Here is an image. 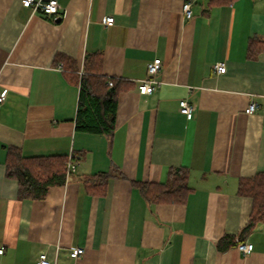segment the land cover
Here are the masks:
<instances>
[{"label":"crops","instance_id":"obj_1","mask_svg":"<svg viewBox=\"0 0 264 264\" xmlns=\"http://www.w3.org/2000/svg\"><path fill=\"white\" fill-rule=\"evenodd\" d=\"M58 1L55 18L0 0V264H35L42 253L51 264H264V224L239 236L252 210L240 182L264 174V0ZM96 54L104 77L132 86L118 97L111 139L76 129L80 73ZM157 58L159 85L141 95ZM11 148L74 154L79 169L44 200H21L6 176ZM178 168L189 171L184 204H148L134 185L165 184ZM99 173L113 174L104 196L84 186ZM78 247L83 256L71 258Z\"/></svg>","mask_w":264,"mask_h":264},{"label":"trees","instance_id":"obj_2","mask_svg":"<svg viewBox=\"0 0 264 264\" xmlns=\"http://www.w3.org/2000/svg\"><path fill=\"white\" fill-rule=\"evenodd\" d=\"M233 1L235 0H210V5L221 6ZM254 47L255 43L252 42L249 46L251 57L257 56L260 52V48ZM101 68L102 58L99 54L86 58L85 73L80 80L76 129L79 132L111 139L116 130L118 97L132 86L123 80L104 77ZM109 81H112V86H109ZM67 161L66 156L25 157L19 149L11 148L6 163V176L18 182L19 199L44 200L52 187L66 184L74 175L67 178ZM112 176L111 173L90 175L84 179V186L88 193L104 196ZM188 178L189 171L178 168L170 171L165 184L134 183V185L148 204H184L191 192ZM239 194L252 200L250 218L239 235L242 237L250 234L258 224H264V174L242 180Z\"/></svg>","mask_w":264,"mask_h":264},{"label":"built area","instance_id":"obj_3","mask_svg":"<svg viewBox=\"0 0 264 264\" xmlns=\"http://www.w3.org/2000/svg\"><path fill=\"white\" fill-rule=\"evenodd\" d=\"M22 5L25 8L31 9L33 13H43L48 16H53L55 18L58 17L61 5L58 0H22ZM184 17L187 19H191L193 17L192 7L190 3H186L183 9ZM104 25L107 27H112L115 25V19L112 16L106 17L104 20ZM163 63L161 59H154L147 66V71L149 78L142 80L139 82L138 91L141 95H151L156 87L159 85V82L154 79L156 75L160 73L162 70ZM214 69L218 74H224L226 72V66L224 64L218 63L214 66ZM81 77L84 75L83 71L80 73ZM109 86H112V81H109ZM6 99V95L4 93H0V105L4 103ZM257 110V105L252 103L248 109L246 110L247 114H252ZM180 111L183 115L187 117V119H191L193 117V108L189 104L187 100H182L180 102ZM77 156L71 154L68 157L66 174L69 179L71 175L76 174L79 169V161L77 160ZM237 248L244 255H249L254 250V245L249 242H240L237 240ZM3 250H0L2 253ZM85 249L82 247H78L72 249L70 253V257L73 259H79L83 256ZM35 264H51V260L48 258L46 253H42Z\"/></svg>","mask_w":264,"mask_h":264},{"label":"water","instance_id":"obj_4","mask_svg":"<svg viewBox=\"0 0 264 264\" xmlns=\"http://www.w3.org/2000/svg\"><path fill=\"white\" fill-rule=\"evenodd\" d=\"M59 20V19H58Z\"/></svg>","mask_w":264,"mask_h":264}]
</instances>
